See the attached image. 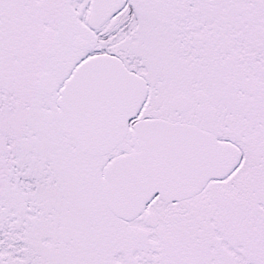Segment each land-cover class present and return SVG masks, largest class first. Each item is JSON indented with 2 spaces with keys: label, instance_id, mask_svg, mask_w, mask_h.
I'll list each match as a JSON object with an SVG mask.
<instances>
[{
  "label": "snow or ice",
  "instance_id": "6c2138e0",
  "mask_svg": "<svg viewBox=\"0 0 264 264\" xmlns=\"http://www.w3.org/2000/svg\"><path fill=\"white\" fill-rule=\"evenodd\" d=\"M0 264H264V0H0Z\"/></svg>",
  "mask_w": 264,
  "mask_h": 264
}]
</instances>
